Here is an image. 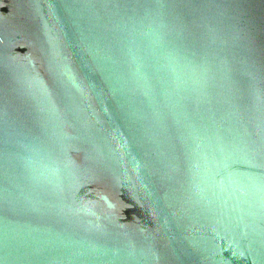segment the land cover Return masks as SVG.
Returning <instances> with one entry per match:
<instances>
[{
	"label": "water",
	"instance_id": "95a60500",
	"mask_svg": "<svg viewBox=\"0 0 264 264\" xmlns=\"http://www.w3.org/2000/svg\"><path fill=\"white\" fill-rule=\"evenodd\" d=\"M0 264H264V0H0Z\"/></svg>",
	"mask_w": 264,
	"mask_h": 264
}]
</instances>
